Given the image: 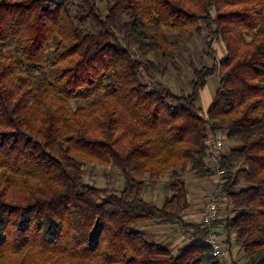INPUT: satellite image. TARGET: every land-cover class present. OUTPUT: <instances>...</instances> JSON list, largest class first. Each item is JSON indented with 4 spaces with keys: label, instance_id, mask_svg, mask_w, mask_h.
Returning <instances> with one entry per match:
<instances>
[{
    "label": "trees",
    "instance_id": "obj_1",
    "mask_svg": "<svg viewBox=\"0 0 264 264\" xmlns=\"http://www.w3.org/2000/svg\"><path fill=\"white\" fill-rule=\"evenodd\" d=\"M97 1L0 0V264H222L207 229L183 221L187 171H221L211 226L243 264H264V0H110L106 15ZM201 24L211 64L189 62L188 91L141 81V68L160 72L148 54L180 48L169 33ZM216 129L226 148L213 161ZM84 163L112 166L121 187L85 182ZM166 173L170 195L143 199ZM153 223L194 236L173 250L136 228Z\"/></svg>",
    "mask_w": 264,
    "mask_h": 264
},
{
    "label": "rangeland",
    "instance_id": "obj_2",
    "mask_svg": "<svg viewBox=\"0 0 264 264\" xmlns=\"http://www.w3.org/2000/svg\"><path fill=\"white\" fill-rule=\"evenodd\" d=\"M97 2L102 15H106L110 0H98ZM206 34L207 30L202 24L200 26V30L193 33H185L179 36L172 32L169 33L172 39L178 40L180 48L174 53L173 59H161L155 53L148 54L147 58L151 59L156 65H158V67L160 68V72L151 71L149 73L141 68L139 71V77L141 81L149 85V87L151 88L155 86L157 81H160L168 85L174 92L188 91L190 88L189 82L192 77L189 62L192 60L197 65H199L201 61L205 64H211V58L206 54L204 50V36ZM212 53L216 57V59H220L225 55V47L222 41H213ZM136 55L140 57L138 52L136 53ZM219 78V72L209 77L206 80L205 87L199 92L197 104L202 112L204 111V108L206 104H208L209 100L213 98V94L218 85ZM208 162L209 164H211L210 160H208ZM183 176L186 183V188L188 190L189 198L192 202V199H197V201L194 202L200 210L202 209V206L204 205L206 200L212 197L219 201L221 208L223 207V205L225 204V199L220 193L219 183L221 181V176L219 174L215 182L211 179L208 181L199 182L201 181V179L194 176V174L190 171L185 172ZM167 177L168 174L166 173L157 182L146 183L143 191V199L153 202L159 206L163 202L164 198L170 195V191L167 185ZM83 178L85 182L93 184L97 187H104L108 191H117L122 184L121 176L112 166H101L98 164L84 163ZM189 182H191L193 185H190ZM220 213L221 216L218 218V220L224 217V209H222ZM187 221L198 223L199 220L198 218H192ZM136 228L145 232V238L147 241H159L161 243H167L169 241L171 242V237L176 230L174 227H170L165 223L140 225ZM192 236H194V231L192 229H188L183 233V237L179 240L176 246H180L190 241ZM231 252L234 254L232 248ZM236 255L237 253L234 254V259H237L236 262L243 263L242 251L239 250L238 256Z\"/></svg>",
    "mask_w": 264,
    "mask_h": 264
},
{
    "label": "built area",
    "instance_id": "obj_3",
    "mask_svg": "<svg viewBox=\"0 0 264 264\" xmlns=\"http://www.w3.org/2000/svg\"><path fill=\"white\" fill-rule=\"evenodd\" d=\"M212 154L213 161H216L217 154L226 148L224 133L221 129H216L212 134ZM221 171L219 172V174ZM221 205L217 199L208 198L202 206L199 223L207 229L204 241L212 248L214 255L221 261L222 264H243L236 263L231 257L224 243L226 233L223 230L213 228L211 224L219 218ZM225 236V237H224Z\"/></svg>",
    "mask_w": 264,
    "mask_h": 264
},
{
    "label": "crops",
    "instance_id": "obj_4",
    "mask_svg": "<svg viewBox=\"0 0 264 264\" xmlns=\"http://www.w3.org/2000/svg\"><path fill=\"white\" fill-rule=\"evenodd\" d=\"M205 87V86H204ZM203 87V88H204ZM202 88V89H203ZM201 89V90H202ZM200 90V91H201ZM214 95V94H213ZM211 100L212 99H210L209 100V102H208V104H206V106H205V108H204V111L202 112V114L204 115L205 114V111H206V108L208 107V105L210 104V102H211ZM198 178H200V177H198ZM217 178H218V175H214V176H211V177H206V178H200L201 179V181H199V182H203V181H208V180H212V181H216L217 180ZM198 183V182H197ZM196 183V184H197ZM189 184L191 185L192 183L191 182H189ZM193 185V184H192ZM195 195V194H194ZM193 200V202L194 201H197V199H192ZM188 202H189V208L185 211V213H184V216H183V221L184 222H188L187 220H189V219H192V218H198V220H199V218H200V213H201V210L199 209V207L196 205V203L194 202H192L191 201V199L189 198V194H188ZM161 205V204H160ZM178 224H179V226H178ZM168 226H170V227H174L176 230L174 231V234L172 235V239H171V242L169 241V242H167V243H161V244H164V245H166L168 248H170V249H173V250H176V248L178 247V246H176L177 245V243L179 242V240L183 237V233L184 232H186L187 230H188V228H186V227H184L183 225H182V223H175V224H168ZM178 226V227H177ZM156 242H159V241H156ZM232 249H233V251H234V254L235 253H237V255L236 256H238V254H239V250H240V248L238 247V246H233L232 247ZM234 254L230 251V257L234 260V261H237V259L235 260L234 259ZM238 263V262H237Z\"/></svg>",
    "mask_w": 264,
    "mask_h": 264
}]
</instances>
